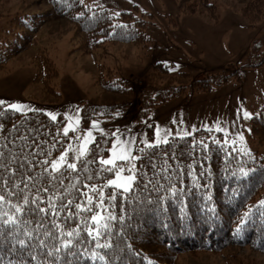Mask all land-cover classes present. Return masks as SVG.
I'll return each instance as SVG.
<instances>
[{
    "label": "trees",
    "instance_id": "1",
    "mask_svg": "<svg viewBox=\"0 0 264 264\" xmlns=\"http://www.w3.org/2000/svg\"><path fill=\"white\" fill-rule=\"evenodd\" d=\"M47 1L51 4L50 9L16 15L10 21L8 36L0 38V70L5 69L13 56L35 45L36 34L41 27L57 18L65 17L72 22V39L77 45L75 50L81 55L106 44L146 46L151 41L145 34L149 15L140 13L136 8L114 16L103 8L86 6L82 0ZM7 2L0 0V7ZM217 2L178 0L177 9L182 13L201 14L216 20ZM239 9L249 24L264 20V0H248ZM261 50L254 45L251 58L257 59L248 61L243 67L262 64L264 51ZM33 64L36 69L34 81L42 84L47 95L59 97L50 85L58 75L53 60L46 52L39 51ZM97 68L96 84L104 92L126 97L132 95L123 81L111 77L110 70L105 71L98 63ZM166 69L167 66L162 64L154 68L164 73H167ZM227 72L225 70L218 79L206 77L195 81L194 91H205L226 82L232 75ZM233 74L238 77L236 72ZM182 75L184 73L178 76ZM152 88L151 85H144L143 90L149 95L154 91ZM98 109L102 107L92 105L86 110L84 105L83 126ZM63 121L61 117L53 120L39 111L20 113L0 105V153H3L0 161L7 164L14 158L13 170L19 169L18 175L24 173L19 175L24 183L17 184L15 189L9 187L10 192H19L27 184L24 194L30 197L37 194L26 176L36 175L41 167H48L50 161L66 147L69 138L61 131ZM250 139L264 149V106L250 119ZM167 141L137 150L134 164L138 165L140 176L130 194L120 195L117 190V196L111 202L108 198L112 196L113 188L107 185V181L114 170L109 172V168L99 161L108 153L111 136L107 134L96 137L84 156L70 153L68 162L76 164L75 170L62 165L65 170L53 185L41 178L43 186L50 189L40 194L44 196L43 206L47 205L51 196H56L57 201L63 197L65 204L75 200V203L85 206L89 194L94 198L91 212L77 214L74 222L67 221L70 228L79 231V236L73 237L74 242L79 240L73 255H65L67 249L58 241L49 240L50 244L61 248L62 261L67 260L70 264H180L182 255L219 254L228 248H246L264 254V204L259 203L264 199V158L256 152L243 153L230 146L219 132L198 130L190 136ZM202 145H207V148ZM21 164L23 168H20ZM152 164L156 165L155 169ZM242 168L249 170L248 175L240 174ZM5 178L3 169H0V184ZM91 185L96 186L95 190ZM100 189L104 190L103 198ZM0 195L6 196V200L0 202V213L14 211L8 200L15 204L17 196H8L3 188H0ZM101 199L102 207H97ZM75 211L73 204L71 212ZM67 212L65 210L55 219L64 224ZM97 213L103 215L105 219L100 224H107V228L101 227L99 236L88 238L87 227H95L90 217ZM81 215L89 220L88 225L82 221ZM113 216L115 219H112ZM241 219L243 224H240ZM47 227L51 228V225ZM20 228L23 229V223ZM106 243L109 246L103 247ZM11 247L10 242H3V233H0V262L15 264L17 260H23L24 264H28L27 255L10 252ZM93 253L96 258H93ZM100 256L104 259H99ZM49 259L54 260L55 257Z\"/></svg>",
    "mask_w": 264,
    "mask_h": 264
},
{
    "label": "rangeland",
    "instance_id": "2",
    "mask_svg": "<svg viewBox=\"0 0 264 264\" xmlns=\"http://www.w3.org/2000/svg\"><path fill=\"white\" fill-rule=\"evenodd\" d=\"M217 1V19L213 20L179 12L178 0H82L84 5L103 8L114 16L135 8L149 15L145 34L151 41L146 46L106 44L81 55L75 50L72 22L65 17L54 19L41 27L35 45L13 56L0 70V100L6 108L11 103L25 106L24 111H17L20 113L39 111L49 118V113L63 118L61 131L69 140L53 159L58 160L62 152L78 157L81 145L86 154L96 137L111 136L107 155L99 159L112 160L105 165L114 170L110 179L121 168L122 175H128L135 159L119 157L131 154L137 158V150L154 139L157 128L159 144L165 137L181 138L207 130L221 133L230 146L243 153L256 152L264 158V149L250 139V119L264 106V62L243 67L257 59L251 58L254 45L264 51V20L249 24L241 15L239 8L248 0ZM50 7L47 0H8L0 7V38L8 36L16 15L41 13ZM39 51L55 63L58 75L50 85L59 94L57 98L34 81L33 60ZM97 63L110 70L113 79L123 81L132 95L104 92L96 84ZM157 64L167 66V73L154 70ZM225 70L232 74L226 82L194 91L195 81L218 79ZM180 73L184 75L178 76ZM144 85L153 86L154 91L147 95ZM84 105L86 110L92 105L102 107L85 126ZM180 264H264V254L228 248L219 254H185L180 256Z\"/></svg>",
    "mask_w": 264,
    "mask_h": 264
},
{
    "label": "snow or ice",
    "instance_id": "3",
    "mask_svg": "<svg viewBox=\"0 0 264 264\" xmlns=\"http://www.w3.org/2000/svg\"><path fill=\"white\" fill-rule=\"evenodd\" d=\"M5 102L0 100V105H3ZM7 108L15 110V111H24L25 106L20 105L18 103H11L7 105ZM78 111V110H77ZM53 120L56 119L52 114H48ZM250 114L245 111L244 116L248 117ZM95 123V121L93 122ZM2 127V125H0ZM65 132L68 131L67 128L64 129ZM159 128H157L154 132V139L150 141H145L146 147H155L159 144ZM176 135H180L179 132ZM7 140V137H5ZM167 138H164V143H167ZM87 143V141H85ZM207 148V145H202ZM125 152H127V148L125 147ZM85 154L84 145H81L80 151L78 153V157H82ZM3 155V153H0ZM121 160L132 161L137 159L133 155L129 154L127 156H120ZM140 157L139 159H142ZM23 159V157H21ZM15 163V159L12 158L9 160L7 164L0 161V169H3L4 176L3 183L0 184V188H3L5 193L8 196L16 195L17 203L12 204L11 200H8V204L11 206L14 211L11 213H0V233H3V242H10L12 247L9 249L10 252L17 251L21 256L25 254L28 257V264H70L69 261L61 260V248L56 247L54 244H50L51 241H58L63 248L67 249V253L65 255L71 256L73 255V249H75L76 244L79 243V240H73L74 236H79V231L77 229H72L68 226L67 221L75 220V216L77 214H81L84 212H91V204L93 202V196L91 194L87 197V206L82 205L80 203H75V200H69L67 204L63 202L62 194L57 193L56 195H60L62 198L60 200H56V196H51L48 198V203L46 206L44 205V196L40 195L41 193H47L50 191L48 187L43 186V180L47 181V184L53 185L54 181L59 180L60 175L64 172V167L62 165H66L67 169L75 170L76 164L72 162H68V157L65 153H61L59 159H53L48 167H41L39 173L36 175L28 174L26 179L32 183V186L36 188L35 196H28L24 194V189H27L28 185H24V189H21L19 192L13 193L9 191V187L12 189L16 188L17 184L24 183L19 178V175H24V173H19V169L13 170L12 164ZM100 163L103 165H108L112 163L111 159H101ZM151 163V161H150ZM153 169L156 168L155 164L151 165ZM24 165L21 164L20 168H23ZM49 168L51 171H49ZM138 165L130 164L128 168V175L124 176L122 173L124 169L121 168L119 171H116V178L109 179L107 181V185L113 188L112 196L109 197V202L114 200L117 196V190L120 195L124 193H131V190L134 186V183L139 178L140 173L137 171ZM109 172L113 171V169H107ZM35 171V169H34ZM248 171L246 169H240V174L243 176L248 175ZM63 183V181H60ZM150 182V181H149ZM87 187V186H86ZM91 187L95 190L96 186L91 185ZM101 197L104 196V190L100 189ZM83 195V193H81ZM6 200L5 195H0V202H4ZM103 199L97 203V207H102ZM260 204H264V199L259 201ZM75 204V212H71L72 205ZM68 210L65 216L64 224H60L55 218L59 217L62 212ZM6 217V218H4ZM28 217L27 219H25ZM82 221L88 225L89 220L85 219L83 215H81ZM105 218L101 213L93 214L90 217V222L95 225V227L88 226L87 233L88 238H95L100 235L101 227L107 228V224L101 225L100 221ZM115 219V216L112 217ZM23 223V229L21 230L20 225ZM244 220H240V224H243ZM47 225H51V228L47 227ZM79 227V226H78ZM67 229V231H65ZM59 232L60 235L57 236L56 233ZM109 245L106 243L103 247H108ZM50 257H55V259H49ZM93 258H96V254L93 253ZM99 259L103 260L104 257L100 256ZM2 264V262H0ZM11 264V262H9ZM15 264H24L23 260H17Z\"/></svg>",
    "mask_w": 264,
    "mask_h": 264
}]
</instances>
